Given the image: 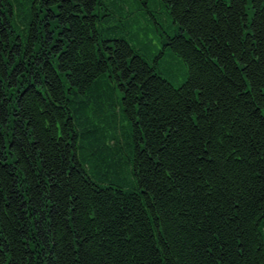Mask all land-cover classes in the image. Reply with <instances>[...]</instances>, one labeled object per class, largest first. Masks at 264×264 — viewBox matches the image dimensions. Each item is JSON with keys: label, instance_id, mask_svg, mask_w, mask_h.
Wrapping results in <instances>:
<instances>
[{"label": "trees", "instance_id": "16d2710c", "mask_svg": "<svg viewBox=\"0 0 264 264\" xmlns=\"http://www.w3.org/2000/svg\"><path fill=\"white\" fill-rule=\"evenodd\" d=\"M138 1L179 86L104 0H0V264H264V0Z\"/></svg>", "mask_w": 264, "mask_h": 264}, {"label": "rangeland", "instance_id": "374dc122", "mask_svg": "<svg viewBox=\"0 0 264 264\" xmlns=\"http://www.w3.org/2000/svg\"><path fill=\"white\" fill-rule=\"evenodd\" d=\"M112 1L104 0L103 6L106 7V12H114L119 19L113 20L109 24L106 23V27L114 25L113 32L124 36L134 47L139 49V53L144 55L150 63L159 62L158 68L161 67L162 75L174 85L179 86L185 78L184 68L179 59L172 55L167 48L162 52L163 40L171 28L170 17L165 12L160 14L152 1L149 5L139 1L135 2V0H125L124 2L118 0L121 4ZM174 75L175 77H173ZM120 106L117 107L116 112ZM105 111L111 119L114 118L116 112L109 102L105 106Z\"/></svg>", "mask_w": 264, "mask_h": 264}]
</instances>
